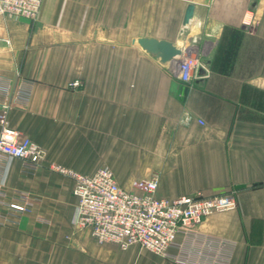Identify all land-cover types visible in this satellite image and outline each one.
<instances>
[{
	"label": "crops",
	"instance_id": "obj_1",
	"mask_svg": "<svg viewBox=\"0 0 264 264\" xmlns=\"http://www.w3.org/2000/svg\"><path fill=\"white\" fill-rule=\"evenodd\" d=\"M138 38L191 47L202 78L178 81ZM21 87L8 125L45 157L0 158V264H264V0H44L35 21L0 16V100ZM52 165L107 167L124 189L156 173L157 197L231 193L236 208L167 256L122 250L73 227L72 180ZM16 191L27 212L7 208Z\"/></svg>",
	"mask_w": 264,
	"mask_h": 264
},
{
	"label": "built area",
	"instance_id": "obj_2",
	"mask_svg": "<svg viewBox=\"0 0 264 264\" xmlns=\"http://www.w3.org/2000/svg\"><path fill=\"white\" fill-rule=\"evenodd\" d=\"M43 1L0 0V16L35 21ZM3 41L9 44L8 40ZM190 49H182L181 57L173 62L175 77L182 83L202 78L198 75L202 64L197 53ZM80 86L79 80L68 84L72 89ZM28 95L29 90L21 87L10 99L3 97L0 100V158H17L32 168L44 159L45 151L7 122L13 104L26 101ZM51 169L72 180L71 194L75 198L73 227L87 230L97 244L112 243L122 250L137 246L155 255L167 256L168 249L177 246V238L186 236L205 217L236 208L231 193L215 196L196 193L174 199L157 197L156 173L134 180L130 189H124L107 167H100L91 175H81L59 165H52ZM29 205L28 196L16 191L7 208L24 213Z\"/></svg>",
	"mask_w": 264,
	"mask_h": 264
},
{
	"label": "water",
	"instance_id": "obj_3",
	"mask_svg": "<svg viewBox=\"0 0 264 264\" xmlns=\"http://www.w3.org/2000/svg\"><path fill=\"white\" fill-rule=\"evenodd\" d=\"M192 15L193 6L189 4L187 5L183 16L181 29H184L188 25ZM180 34L183 35V30L180 31ZM133 43L147 54L154 56L162 64L176 62L182 55L181 47H177L164 40H156L154 38H138L135 39ZM199 74L200 73H198V75Z\"/></svg>",
	"mask_w": 264,
	"mask_h": 264
},
{
	"label": "rangeland",
	"instance_id": "obj_4",
	"mask_svg": "<svg viewBox=\"0 0 264 264\" xmlns=\"http://www.w3.org/2000/svg\"><path fill=\"white\" fill-rule=\"evenodd\" d=\"M75 80H78V79H75ZM10 112V111H9ZM7 117H8V115H7Z\"/></svg>",
	"mask_w": 264,
	"mask_h": 264
}]
</instances>
